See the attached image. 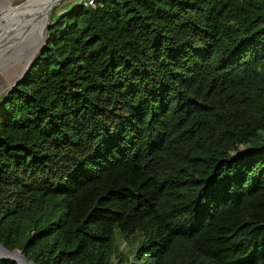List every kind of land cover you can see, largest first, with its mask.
Masks as SVG:
<instances>
[{"label": "trees", "instance_id": "obj_1", "mask_svg": "<svg viewBox=\"0 0 264 264\" xmlns=\"http://www.w3.org/2000/svg\"><path fill=\"white\" fill-rule=\"evenodd\" d=\"M50 32L0 100V242L264 264V0H97Z\"/></svg>", "mask_w": 264, "mask_h": 264}, {"label": "rangeland", "instance_id": "obj_2", "mask_svg": "<svg viewBox=\"0 0 264 264\" xmlns=\"http://www.w3.org/2000/svg\"><path fill=\"white\" fill-rule=\"evenodd\" d=\"M40 1L41 0H14V1L13 0H4V2L6 3L5 4L6 7L1 12L2 15H0V45H1L0 46V48H1L0 49V64H2L5 61V56L8 54V52L14 46H17V48H18L19 42H21L26 37H28V35L30 33L34 32L39 37L35 41L34 46H36V44H37V47L34 49V52H32V53L29 52L28 54L25 53L24 55H22V49H21L22 46H21L20 49L17 51V53L14 55V57L12 56V58H10L12 60H7L3 65L0 66V69L4 70V72L0 73V100H1L2 96L6 95L7 91L9 89H11L13 87V85L16 83V81H18V79H19L18 78L16 81H14L12 83L7 81L9 74L12 73L16 69L15 62L18 61L19 59L22 60V62H23L22 65H24V69L18 75V77L22 76L24 74V72L30 67L31 63L33 62V60L35 59V57L39 53L40 49L42 48L43 31H44V27L46 26V24L48 22L51 24L52 21L56 20L59 15L66 12L69 8H72L76 5H79L82 0H61L50 11V15H49L47 21L44 23L45 25L40 24V23H36V24H33V26L29 28V25H27L25 23L29 22L28 18H31V16H33L32 18H35V17H37V15L40 14L41 9L37 8V6L35 4V3L40 2ZM0 2H1V0H0ZM30 4H34V5L29 6L30 11L28 13L24 14L25 19L23 21L16 19L15 25L12 26L11 21H14V19L16 17L15 15H17L19 13V11L24 6L30 5ZM32 7H35V8H33V10H31ZM34 14H36V15L34 16ZM17 21H19L21 23V25H25L26 28L21 29L16 33V27L20 26ZM6 23H7V26H6ZM7 39H9V41ZM27 40L34 42V40L31 38H28ZM234 154H236V153H234ZM122 244L125 245L124 242Z\"/></svg>", "mask_w": 264, "mask_h": 264}, {"label": "bare ground", "instance_id": "obj_3", "mask_svg": "<svg viewBox=\"0 0 264 264\" xmlns=\"http://www.w3.org/2000/svg\"><path fill=\"white\" fill-rule=\"evenodd\" d=\"M14 1V0H13ZM61 0H41L40 2H37V3H35L36 4V6H37V8H40L41 9V12H40V14L39 15H37V17H35V18H32L33 16H31V18H28L27 16V18L29 19V22H27V23H25V24H27V25H29V28L30 27H32L33 26V24H36V23H40V24H44L46 21H47V19H48V17H49V15H50V11L53 9V7L55 6V5H57L58 4V2H60ZM5 2H4V0H1V2H0V15H2L1 14V12L5 9ZM32 5H34V4H30V5H26V6H24L20 11H19V13L17 14V15H15L14 17H15V19H14V21H11L12 22V26L13 25H15V23H16V19H19V20H21V21H23L24 19H25V13H28L29 11H30V7L29 6H32ZM35 6V7H36ZM35 7H32L31 8V10H33V8H35ZM32 14V13H31ZM38 14V13H37ZM36 14H34V16H35ZM12 20V19H11ZM18 22V24L20 25V26H17L16 27V33L19 31V30H21V29H25L26 28V26L25 25H21V23L19 22V21H17ZM45 25V24H44ZM6 26H7V23H6ZM5 26V27H6ZM9 26V25H8ZM43 28V27H42ZM40 33V32H39ZM25 34V33H24ZM40 35V34H39ZM26 36V35H25ZM24 37V36H23ZM39 36L37 35V34H35L34 32H32V33H30L29 35H28V37H26L24 40H22L21 42H19V46H18V48H17V46H14L9 52H8V54L5 56V61L2 63V64H0V66L1 65H3L7 60H12V59H10V58H12V56L14 57V55L17 53V51L20 49V47L22 46V55H24L25 53H29V52H34V49L37 47V44H36V46H34V44H35V41L37 40V38H38ZM28 38H31V39H33L34 40V42H32V41H30V40H27ZM35 38V39H34ZM10 39V38H9ZM9 39H7L8 41H9ZM1 46V45H0ZM3 46V45H2ZM34 46V47H33ZM11 47V46H10ZM1 49V48H0ZM6 50V49H5ZM2 52V51H1ZM23 64V62H22V60L21 59H19L18 61H16L15 62V65H16V69L12 72V73H10L9 74V77H8V79H7V81H9L10 83H12V82H14V81H16L18 78H20L21 76H19L18 77V75L22 72V70L24 69V65H22ZM1 72H4V70H2V69H0V73ZM19 80V79H18Z\"/></svg>", "mask_w": 264, "mask_h": 264}, {"label": "water", "instance_id": "obj_4", "mask_svg": "<svg viewBox=\"0 0 264 264\" xmlns=\"http://www.w3.org/2000/svg\"><path fill=\"white\" fill-rule=\"evenodd\" d=\"M50 35H51L50 23L48 22L46 26L44 27V31H43L42 48L48 42ZM29 70H30V67L24 72V74L19 78V80L16 81L13 87L7 91L6 95L21 81V79L28 73ZM0 259H11V260L16 261L18 264H36L32 259L28 258L27 255L23 253L21 250L9 249L1 242H0Z\"/></svg>", "mask_w": 264, "mask_h": 264}, {"label": "built area", "instance_id": "obj_5", "mask_svg": "<svg viewBox=\"0 0 264 264\" xmlns=\"http://www.w3.org/2000/svg\"><path fill=\"white\" fill-rule=\"evenodd\" d=\"M97 3V0H82L81 5L85 7H95Z\"/></svg>", "mask_w": 264, "mask_h": 264}]
</instances>
